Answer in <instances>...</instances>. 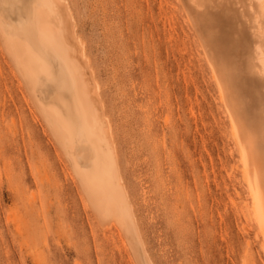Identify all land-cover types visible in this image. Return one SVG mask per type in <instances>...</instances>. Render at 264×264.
Returning <instances> with one entry per match:
<instances>
[{"label": "rangeland", "instance_id": "374dc122", "mask_svg": "<svg viewBox=\"0 0 264 264\" xmlns=\"http://www.w3.org/2000/svg\"><path fill=\"white\" fill-rule=\"evenodd\" d=\"M154 264H264L229 120L176 0H71ZM0 50V264H138Z\"/></svg>", "mask_w": 264, "mask_h": 264}, {"label": "bare ground", "instance_id": "6f19581e", "mask_svg": "<svg viewBox=\"0 0 264 264\" xmlns=\"http://www.w3.org/2000/svg\"><path fill=\"white\" fill-rule=\"evenodd\" d=\"M229 120L248 198L244 229L264 254V0H176ZM71 0H0V50L71 163L100 225L154 264L125 184L100 85Z\"/></svg>", "mask_w": 264, "mask_h": 264}]
</instances>
